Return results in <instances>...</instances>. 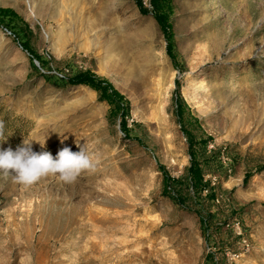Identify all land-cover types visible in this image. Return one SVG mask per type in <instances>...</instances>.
Wrapping results in <instances>:
<instances>
[{"label": "rangeland", "instance_id": "374dc122", "mask_svg": "<svg viewBox=\"0 0 264 264\" xmlns=\"http://www.w3.org/2000/svg\"><path fill=\"white\" fill-rule=\"evenodd\" d=\"M168 5L164 33L151 0H0V149L97 161L71 184L0 175V264H264V0Z\"/></svg>", "mask_w": 264, "mask_h": 264}, {"label": "clouds", "instance_id": "9594fccd", "mask_svg": "<svg viewBox=\"0 0 264 264\" xmlns=\"http://www.w3.org/2000/svg\"><path fill=\"white\" fill-rule=\"evenodd\" d=\"M4 138L3 123L0 122V140ZM38 142L43 147L45 138ZM79 147L80 150L76 152L64 147L53 158L47 151H33L31 140H25L24 145L15 150L0 149V175L4 178L11 176L25 188L49 175H58L68 184L74 183L82 172H93L97 165L89 151L82 146Z\"/></svg>", "mask_w": 264, "mask_h": 264}, {"label": "trees", "instance_id": "16d2710c", "mask_svg": "<svg viewBox=\"0 0 264 264\" xmlns=\"http://www.w3.org/2000/svg\"><path fill=\"white\" fill-rule=\"evenodd\" d=\"M154 8V17L159 23L164 33L171 27L168 21L169 0H151ZM142 9V8H141ZM143 11V10H142ZM0 16L8 17L9 19L17 18V14L8 8H0ZM25 50L31 53L27 47L23 46ZM168 51L170 52V44L168 43ZM172 55V54H171ZM35 58L43 65V62L35 56ZM73 84H84L91 86L100 92V96L110 102L112 105L121 109L120 101L123 96L112 86L106 79L100 78L90 72H81L69 79ZM123 105V104H122ZM122 110H125L122 108ZM180 105H177V112L179 113ZM122 131L125 136L129 135V130L126 123H122ZM190 144V165L187 168V176L190 178V183L193 189H197L203 183V176L199 164L196 162L193 150ZM161 167V166H160ZM162 168V167H161ZM163 169V168H162ZM164 192L169 194L177 203L184 204L185 200L181 197V187L183 186L182 178H174L168 176L163 172Z\"/></svg>", "mask_w": 264, "mask_h": 264}, {"label": "bare ground", "instance_id": "6f19581e", "mask_svg": "<svg viewBox=\"0 0 264 264\" xmlns=\"http://www.w3.org/2000/svg\"><path fill=\"white\" fill-rule=\"evenodd\" d=\"M241 70H243V69H241ZM84 224H85V222H84V223H81V224H80V227H82ZM90 224H91V223H90Z\"/></svg>", "mask_w": 264, "mask_h": 264}]
</instances>
